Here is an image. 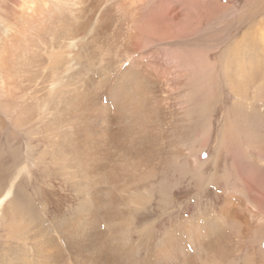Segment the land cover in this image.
<instances>
[{
    "label": "bare ground",
    "instance_id": "bare-ground-1",
    "mask_svg": "<svg viewBox=\"0 0 264 264\" xmlns=\"http://www.w3.org/2000/svg\"><path fill=\"white\" fill-rule=\"evenodd\" d=\"M219 1L0 0V264H264L260 206L202 207L221 168L264 199L242 144L264 151L243 110L264 30L213 52ZM221 86L236 100L199 190L207 162L170 131L210 136Z\"/></svg>",
    "mask_w": 264,
    "mask_h": 264
},
{
    "label": "rangeland",
    "instance_id": "rangeland-1",
    "mask_svg": "<svg viewBox=\"0 0 264 264\" xmlns=\"http://www.w3.org/2000/svg\"><path fill=\"white\" fill-rule=\"evenodd\" d=\"M216 3H220L219 5H223L225 13L223 15H220L218 19L216 18V21H214L212 29H211V49L213 52H215L216 50L215 48H217L219 45L222 48L223 46L230 44L234 39H238V40L242 39L249 29L257 28L260 30L261 29L264 30V24H263L264 23V0H220L219 2H216ZM248 25L250 26L249 29H248ZM212 63L216 64L215 62H212ZM220 89H221L219 91L220 95L218 94L214 102L216 103V107L218 106V110H217V116L215 120L213 121L212 131L210 133V136L206 132L207 133L206 135L208 136L205 135L202 138L200 136V138L197 139V141H194L195 139L194 135L188 134L187 129L182 126L183 122L182 120L180 121V118L175 119V121L173 122L175 123L174 127H172V130L170 131L171 134L169 133L171 135L170 136L171 142L174 141V143L176 144L178 143L185 150H188L187 152L189 154H192L194 156L196 155V157H198L202 163H205V161L207 162L206 164L207 166L205 169V172L207 174L205 173V178L203 182L200 181L201 179L200 175H198L199 178H197V184H198L199 190H200V187L204 184V182H206V180L209 178V176L210 175L212 176L213 169H214L212 157L213 155H215L217 149L219 148V145H220L219 141L222 136L221 133H222V128H223L225 119L231 108L232 102L236 100L235 96L231 94L230 89L227 86H221ZM248 91L249 93H247ZM243 98H244L243 100L244 109L243 110H244V115L246 117V122H249L251 124L252 122H254L256 132H258L263 138L264 137V126H263V123H262L263 121L261 120V116H260V107L262 106L261 101H264V94L256 93L255 87L253 88V86H250V88H248V90H246V92L244 93ZM260 98L262 100H259ZM250 108L252 109L255 108V110L253 109L252 111ZM259 120L260 122H258ZM195 123L198 125L200 124L198 121H195L192 126V129H194ZM193 132H195V130H193ZM195 133L198 134L199 136V133L197 132ZM172 138L174 140H172ZM248 138L249 136H246L244 137V139H242L243 147L245 149V152L247 151L249 152L248 156L250 160L252 161V163L255 165L256 168L260 169L262 173L263 170L261 169L260 166L264 165V151L258 148L257 146L258 143H256L257 145L256 144L253 145L250 142H248L247 141ZM200 141L201 142L203 141L202 143L204 144L200 143ZM244 141L246 142V144ZM192 150L194 151L193 153L191 152ZM245 162L248 163L247 161ZM245 166H246L245 169H248L247 167L251 168V166L248 164H245ZM199 172L200 170L198 169V173L196 174H199ZM169 174H170L169 176L170 178L172 177L174 173H169ZM262 180H263L262 182L264 183V176H262ZM214 181L220 182L219 188L216 189V186L213 184L208 186L210 191H212V193L210 192V194L214 196L209 194L205 198H203L204 205L202 207L212 206V208L216 211L223 204V199L225 197L232 195V194L235 195L236 193H238V195H242V196L247 195V197H249V202H251L250 206L254 210H255L254 204L260 206L261 209L264 210V199H261L258 193L250 192L249 191L250 189L248 190L247 186L244 185L242 181H240V178H238L237 174L230 168H227V169L221 168L217 177L214 178ZM214 181H212V183ZM223 181H226V182H223ZM216 193L218 196L216 195ZM222 195L223 197H221ZM195 196L194 198L197 197ZM194 198L191 199L190 203H195L197 201V198L196 199ZM201 202H202V199H201ZM233 225H232L233 228L231 226L230 227L232 228V230L236 231L238 224L233 223ZM257 240H259L257 236L254 239L251 237L247 239L246 240L247 248L249 247L251 248L254 245V242L257 243ZM263 248H264V245H263ZM238 262H239V259L237 257H234L231 263L238 264Z\"/></svg>",
    "mask_w": 264,
    "mask_h": 264
}]
</instances>
